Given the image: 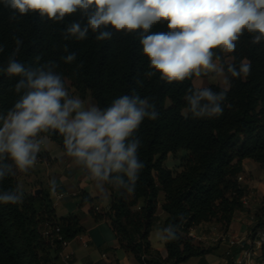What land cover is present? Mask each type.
<instances>
[{
  "label": "trees",
  "instance_id": "1",
  "mask_svg": "<svg viewBox=\"0 0 264 264\" xmlns=\"http://www.w3.org/2000/svg\"><path fill=\"white\" fill-rule=\"evenodd\" d=\"M75 21L85 22L79 12L62 21L49 20L38 12L21 16L0 2V115L22 94L14 90L20 78L3 71L9 59L29 69L60 74L65 86L69 82L81 99L90 94L100 108L123 95L147 98L158 115L155 120L145 118L133 134L140 141L137 155L143 163L133 190L105 183L110 193L106 210H96L94 198L84 193L79 205L89 204L88 213L95 221H107L119 247L131 253L138 264H180L203 256L208 248L195 242L189 231L211 221L226 231L235 213L244 209L247 188L238 180L244 173L242 161L251 159L264 165V40L253 43L254 34L245 32L234 53L214 50L225 71V57H230L228 63L237 68L247 59L250 73L246 78L229 74L222 113L197 118L185 99L187 92L196 89L194 76L167 83L159 73L146 75L154 70L143 55L139 31L117 33L108 28L113 33L111 39L97 40V34L89 30L86 39L77 40L65 31ZM167 30L166 23L151 29ZM70 53H75L76 59L66 63L64 58ZM206 87L217 93L224 90L215 83ZM41 135L49 136L65 152L62 136ZM179 150L186 155L180 159V168L173 170L164 160ZM124 180L127 183V177ZM17 185L12 175L0 180V195L22 194L18 204L0 202V264H55L63 242L82 231L79 218L76 214L57 217L47 190L24 194ZM161 193V209L166 213L163 229L171 228L176 237L165 241V257L148 238ZM253 218L252 233L264 226V199ZM47 228L50 232L44 235Z\"/></svg>",
  "mask_w": 264,
  "mask_h": 264
},
{
  "label": "clouds",
  "instance_id": "2",
  "mask_svg": "<svg viewBox=\"0 0 264 264\" xmlns=\"http://www.w3.org/2000/svg\"><path fill=\"white\" fill-rule=\"evenodd\" d=\"M21 16L38 12L42 17L62 21L79 12L84 23L75 21L66 28L77 40L87 38L89 30L97 40L111 39L112 31L140 32L143 55L154 71L167 83L183 82L193 76L215 74L222 78L224 90L209 87L186 93L188 110L194 117H213L222 113L232 78H246L250 62H220L215 49L230 54L245 32L254 34L253 43L264 40V0H0ZM13 18H15L13 16ZM158 23L167 31L152 32ZM19 43V41H17ZM2 50V49H0ZM215 57V59H214ZM66 63L76 59L68 54ZM234 59V58H232ZM3 71L20 79L14 86L21 94L5 115H0V180L16 171L27 173L33 168L41 145L57 133L63 137L64 154L88 173V179L103 190L105 183L133 190L143 163L138 159L140 141L133 134L145 118L155 120L158 113L147 98L123 95L100 108L86 106L78 96H70L61 75L43 68L29 69L9 59ZM227 73V74H226ZM5 161H11L7 163ZM15 169V171H13ZM110 177L112 179L110 180ZM127 177V183L124 180ZM55 195L56 181H50ZM22 186L17 185L16 189ZM22 194L16 191L0 195L4 204H18ZM165 228L159 239H175Z\"/></svg>",
  "mask_w": 264,
  "mask_h": 264
},
{
  "label": "crops",
  "instance_id": "3",
  "mask_svg": "<svg viewBox=\"0 0 264 264\" xmlns=\"http://www.w3.org/2000/svg\"><path fill=\"white\" fill-rule=\"evenodd\" d=\"M230 61V57H225V62ZM214 75L209 73L194 76V87L197 89L212 84ZM82 100L86 102V106L95 105L88 93ZM242 166V183L247 188L244 209L235 213L226 231L214 221L202 222L192 228L189 235L195 242L208 248V251L203 256L190 257L180 264H229L242 258L245 248H252L257 256H264V247L254 242L258 228L251 232L253 213L264 199V171L251 159H244ZM167 167L171 168L170 164ZM14 177L18 185L22 186L20 191L24 194L47 190L57 217L76 214L79 218L82 231L63 243L55 264H138L131 253L119 247L108 222L95 221L88 213L89 204L79 205L81 194L84 193L94 198L96 210H106L110 203V193L105 185L103 190L97 188L95 182L87 178V171L82 166L75 165L59 144L49 139L48 143L41 145L34 167L27 173L16 171ZM53 179L56 181L55 195L51 192L50 181ZM161 202L162 198L158 201L155 213L157 224L154 222L148 238L151 246L165 257V241L159 239L158 232L153 234L156 227L163 234L166 213L161 209Z\"/></svg>",
  "mask_w": 264,
  "mask_h": 264
},
{
  "label": "built area",
  "instance_id": "4",
  "mask_svg": "<svg viewBox=\"0 0 264 264\" xmlns=\"http://www.w3.org/2000/svg\"><path fill=\"white\" fill-rule=\"evenodd\" d=\"M238 180H242V175H238ZM244 202V200H243ZM55 231L58 230L56 227ZM50 232V229L47 228L43 231L44 235H47ZM254 242L260 247H264V226L259 227L255 233ZM64 243V242H63ZM255 251L252 248H245L242 252V258L239 260H234L229 264H264V256H257ZM67 257V256H66Z\"/></svg>",
  "mask_w": 264,
  "mask_h": 264
},
{
  "label": "rangeland",
  "instance_id": "5",
  "mask_svg": "<svg viewBox=\"0 0 264 264\" xmlns=\"http://www.w3.org/2000/svg\"><path fill=\"white\" fill-rule=\"evenodd\" d=\"M212 83H215V84H218V85H220V86H223V82H222V78H220V77H216L215 75H214V77L212 78ZM66 88L68 89V91H69V95L70 96H72V95H75V96H78V94L74 91V89L69 85V82H66ZM89 96H90V94H89ZM79 97V96H78ZM186 155V152L184 151V150H179V151H177L175 154H168V156L165 158V160H164V164L167 166V165H169L170 164V166H171V168L173 169V170H175L176 168L177 169H179L180 167H179V163H180V159H181V157H183V156H185ZM174 164H173V163ZM169 163V164H168ZM173 164V165H172ZM261 167V169L264 171V165H262V166H260ZM242 180H243V174H242ZM241 180V181H242ZM162 198V193L159 195V199H161ZM160 210V209H159ZM157 224V222H155V225ZM157 228V227H156ZM154 229V231H153V234H155L156 232H158V234H160L159 233V230H157V229Z\"/></svg>",
  "mask_w": 264,
  "mask_h": 264
},
{
  "label": "water",
  "instance_id": "6",
  "mask_svg": "<svg viewBox=\"0 0 264 264\" xmlns=\"http://www.w3.org/2000/svg\"><path fill=\"white\" fill-rule=\"evenodd\" d=\"M39 190H37L36 192H38Z\"/></svg>",
  "mask_w": 264,
  "mask_h": 264
}]
</instances>
